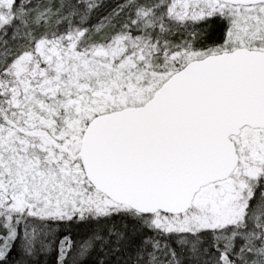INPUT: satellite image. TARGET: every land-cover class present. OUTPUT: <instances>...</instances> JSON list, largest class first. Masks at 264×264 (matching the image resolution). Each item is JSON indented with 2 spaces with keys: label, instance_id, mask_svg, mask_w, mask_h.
Masks as SVG:
<instances>
[{
  "label": "snow or ice",
  "instance_id": "obj_1",
  "mask_svg": "<svg viewBox=\"0 0 264 264\" xmlns=\"http://www.w3.org/2000/svg\"><path fill=\"white\" fill-rule=\"evenodd\" d=\"M0 264H264V0H0Z\"/></svg>",
  "mask_w": 264,
  "mask_h": 264
}]
</instances>
